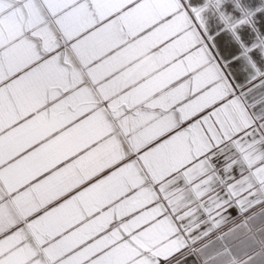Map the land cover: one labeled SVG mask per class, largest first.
I'll return each mask as SVG.
<instances>
[{
	"label": "snow or ice",
	"instance_id": "1",
	"mask_svg": "<svg viewBox=\"0 0 264 264\" xmlns=\"http://www.w3.org/2000/svg\"><path fill=\"white\" fill-rule=\"evenodd\" d=\"M233 207L194 251L264 264V0H0V264H181Z\"/></svg>",
	"mask_w": 264,
	"mask_h": 264
},
{
	"label": "crops",
	"instance_id": "2",
	"mask_svg": "<svg viewBox=\"0 0 264 264\" xmlns=\"http://www.w3.org/2000/svg\"><path fill=\"white\" fill-rule=\"evenodd\" d=\"M227 42H228V38L224 37L220 41V47L218 49H214V51L223 50L226 47ZM224 215L229 217L228 223L223 225L220 230L211 233L209 237L204 238L202 242H198L197 245L192 246V248L183 250V255L179 257L181 264H203L204 257L201 255V253L194 251V249L201 247L203 243H208L209 240H212L216 244V246H219L220 242L216 241L215 239L216 236L220 235L221 232H227L229 228L234 227L236 224L241 223V214L234 207L229 208L227 212L224 213ZM203 228L204 225H201V230H203ZM232 242L235 243L237 241H232Z\"/></svg>",
	"mask_w": 264,
	"mask_h": 264
}]
</instances>
